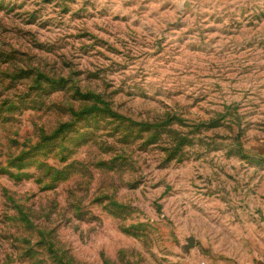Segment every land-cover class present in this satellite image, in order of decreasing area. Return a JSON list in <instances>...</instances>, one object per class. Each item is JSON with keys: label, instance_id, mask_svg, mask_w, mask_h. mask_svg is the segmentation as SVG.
I'll return each mask as SVG.
<instances>
[{"label": "rangeland", "instance_id": "rangeland-1", "mask_svg": "<svg viewBox=\"0 0 264 264\" xmlns=\"http://www.w3.org/2000/svg\"><path fill=\"white\" fill-rule=\"evenodd\" d=\"M0 264H264V0H0Z\"/></svg>", "mask_w": 264, "mask_h": 264}]
</instances>
